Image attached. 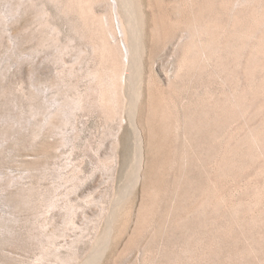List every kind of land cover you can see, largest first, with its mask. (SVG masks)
I'll list each match as a JSON object with an SVG mask.
<instances>
[{"label": "rangeland", "instance_id": "obj_1", "mask_svg": "<svg viewBox=\"0 0 264 264\" xmlns=\"http://www.w3.org/2000/svg\"><path fill=\"white\" fill-rule=\"evenodd\" d=\"M126 1L0 0V264H264V0Z\"/></svg>", "mask_w": 264, "mask_h": 264}, {"label": "bare ground", "instance_id": "obj_2", "mask_svg": "<svg viewBox=\"0 0 264 264\" xmlns=\"http://www.w3.org/2000/svg\"><path fill=\"white\" fill-rule=\"evenodd\" d=\"M56 1V0H55ZM74 5L78 6V8H82V10L86 7V5H88L90 8L93 7V5L95 3H97L99 0H72ZM88 7V8H89ZM114 7L117 11H119V8L122 7V9H124V13L125 16L124 18H126V20H124V18H121L124 20H120V18L118 17V21H119V26H116L115 24L113 25V28L111 29V23H109L110 21H108V23L104 24L103 23L101 25H103L104 28L107 27L108 30L107 31V35H105L104 37V42L101 44L100 46V50L97 48V51H101L102 50V56L104 55L106 62H109V67L108 69L110 70V72L107 74V77L105 80H102L104 78H102L101 76H99V73L95 72V76L94 79L98 84H101L100 81L102 80V83L104 82V85L107 89V91L109 93H112L114 95H118V92H121V88H123L124 90V85L122 84L123 82H121L122 77L120 78V75L124 76V73H129L131 74L133 72V69H135L134 72V77H136V75H138L139 71H140V65L141 64H137L136 68H133V61H132V51L130 50V45L126 42V40H123V47L121 45H119V49L122 52H125V61L120 62L118 60V49L115 47V45L113 44L114 41H116L118 34V30L117 27L120 29L121 31V35L123 34L122 38H127L129 40V42L132 40H136V36H134V33H132L131 30V23L135 24L136 22V15H135V11L132 10L131 6L129 3H127L126 0H114ZM46 13V12H45ZM122 13V12H121ZM44 14V13H43ZM119 15V14H118ZM44 18V17H43ZM46 19V18H44ZM43 20V19H42ZM44 21V20H43ZM48 21V20H47ZM46 21V22H47ZM41 22V21H40ZM50 22V21H49ZM107 22V21H106ZM105 23V22H104ZM43 24V23H41ZM46 25V24H45ZM48 25V23H47ZM102 28V26H101ZM105 30V29H104ZM54 31V30H53ZM105 34V33H103ZM113 37L112 39H115L112 42L111 37ZM131 44H134L132 42H130ZM99 44V43H98ZM118 44V42H117ZM99 46V45H98ZM139 46V45H138ZM96 49V47H95ZM137 52V51H136ZM134 56V55H133ZM103 57V58H104ZM135 57V56H134ZM104 60V61H105ZM94 72V71H93ZM128 74V75H129ZM127 76V75H126ZM130 77V76H129ZM101 79V80H100ZM121 79V80H120ZM134 80H138V79H134ZM139 81V80H138ZM93 82V81H92ZM100 86V85H99ZM102 88V86H101ZM100 88V90H101ZM122 90V91H123ZM99 91V90H98ZM93 92V91H92ZM96 93V92H95ZM87 96V95H86ZM110 96V95H109ZM112 97V95H111ZM109 99V98H107ZM111 100V99H110ZM108 101V100H107ZM111 102V101H109ZM112 104V103H111ZM80 106V105H79ZM64 112V111H63ZM63 117V116H62ZM142 142V141H141ZM140 144V143H139ZM59 259V258H58ZM59 261V260H58Z\"/></svg>", "mask_w": 264, "mask_h": 264}]
</instances>
